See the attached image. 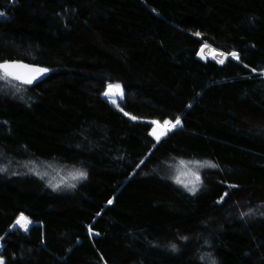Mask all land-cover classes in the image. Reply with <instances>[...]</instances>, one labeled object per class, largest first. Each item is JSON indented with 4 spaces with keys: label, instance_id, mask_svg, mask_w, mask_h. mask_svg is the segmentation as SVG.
<instances>
[{
    "label": "trees",
    "instance_id": "trees-1",
    "mask_svg": "<svg viewBox=\"0 0 264 264\" xmlns=\"http://www.w3.org/2000/svg\"><path fill=\"white\" fill-rule=\"evenodd\" d=\"M0 13V61L49 69L0 80L5 264H264V0H0ZM204 46L228 55L204 61ZM121 89L118 110L103 95ZM177 118L157 142L148 121Z\"/></svg>",
    "mask_w": 264,
    "mask_h": 264
},
{
    "label": "snow or ice",
    "instance_id": "snow-or-ice-1",
    "mask_svg": "<svg viewBox=\"0 0 264 264\" xmlns=\"http://www.w3.org/2000/svg\"><path fill=\"white\" fill-rule=\"evenodd\" d=\"M0 15H4L3 13H0ZM197 36H199V33H196ZM220 55L222 56H227L228 54L226 53H220ZM231 55L239 60V54L236 52H232ZM221 63H223L224 61L221 60ZM253 71H255V69H253ZM49 72L48 68L45 67H41L38 65H33V64H29V63H25L23 61H0V80H4L6 82H11L13 80L18 81L20 83H23L25 85H32L35 81H37L42 75L46 74ZM116 88L120 89L119 85H115ZM113 88V85H109V89L111 90ZM123 94L122 89H121V95ZM105 95H109V92H105ZM125 115H128V113H125ZM132 119H137L136 117H132ZM153 124H159L158 121H152ZM181 120L179 118H177L175 120V122L173 123L172 121H165L164 124L165 126H169L171 128H175L177 125H181ZM155 134V133H154ZM157 142H159L160 140V136L157 135L156 137ZM183 163V161H182ZM211 167L215 168L217 167V165L212 164ZM6 168H0V171H6ZM80 178H86L87 173L86 172H79L77 174ZM193 175L196 176L197 180H200L199 174L198 173H193ZM75 178V177H74ZM176 182L177 183H183V181H181L179 179V177L176 178ZM202 183V181H201ZM75 185H73L74 187ZM185 187H188L187 184L184 185ZM188 190L190 192H192L193 194L196 193L197 188L195 186L188 188ZM225 195H227V193H225ZM112 201H109V203H111ZM242 215H249V213H242ZM22 219H27L26 217L22 216ZM17 223L20 224L21 220L18 219ZM22 227H24L23 224H21ZM25 231H27V227H25ZM183 239H187V237H184ZM173 249L176 248L175 245H172ZM0 264H3V260L2 258H0ZM212 264H215L214 261H212Z\"/></svg>",
    "mask_w": 264,
    "mask_h": 264
},
{
    "label": "rangeland",
    "instance_id": "rangeland-1",
    "mask_svg": "<svg viewBox=\"0 0 264 264\" xmlns=\"http://www.w3.org/2000/svg\"><path fill=\"white\" fill-rule=\"evenodd\" d=\"M206 47V46H204ZM199 58L206 61L209 58H214L217 61H221L225 59V56L220 55V53H214L213 49L211 53H208L207 49L202 48L200 53H199ZM105 94V93H104ZM103 98L105 99L104 95ZM110 105H112L113 107H115L116 109L120 110L121 108V104L123 102V94L121 95L120 98H115L112 100H107L105 99ZM149 124H151L153 126L152 130H151V135L153 136L154 139H156L155 137L157 135H159L161 138L164 137L166 134H168V132H170L173 128L169 127V126H165V125H161L159 124H153L152 121H148ZM155 133V134H154ZM160 138V139H161ZM54 172V173H53ZM50 175H54V176H58V177H54V179H51L52 182L55 184L56 187H64V186H70L72 183V179L70 178L71 175H73L72 173H66V172H62V171H57V170H53V171H48L47 172ZM65 174V177H63ZM53 177V176H52ZM61 177V178H60ZM68 177V179H67ZM188 181V185L189 188L193 187V186H197L198 185V180L196 179V176L193 175V177L191 178V180H187ZM24 222V221H23ZM26 223V222H25ZM34 226V223L30 226V228L28 229V231ZM26 227V225H24V227H21L20 229H24ZM15 229L23 232V233H27L28 231H23L20 230L19 228H17L16 226H14ZM2 247L0 248V253H1ZM0 258H2L3 260V264H5V260L3 257L0 256Z\"/></svg>",
    "mask_w": 264,
    "mask_h": 264
},
{
    "label": "water",
    "instance_id": "water-1",
    "mask_svg": "<svg viewBox=\"0 0 264 264\" xmlns=\"http://www.w3.org/2000/svg\"><path fill=\"white\" fill-rule=\"evenodd\" d=\"M48 75H49V72L48 73H46V74H44V75H42L37 81H35L32 85H36V84H39L40 82H42V81H44L47 77H48ZM15 228H14V225L11 227V229H10V232L12 231V230H14Z\"/></svg>",
    "mask_w": 264,
    "mask_h": 264
},
{
    "label": "bare ground",
    "instance_id": "bare-ground-1",
    "mask_svg": "<svg viewBox=\"0 0 264 264\" xmlns=\"http://www.w3.org/2000/svg\"><path fill=\"white\" fill-rule=\"evenodd\" d=\"M203 48L207 49L208 53L212 52V48L211 47L206 46V47H203Z\"/></svg>",
    "mask_w": 264,
    "mask_h": 264
}]
</instances>
